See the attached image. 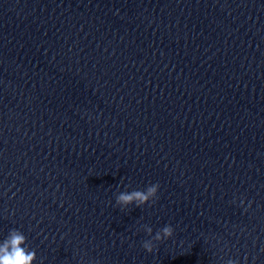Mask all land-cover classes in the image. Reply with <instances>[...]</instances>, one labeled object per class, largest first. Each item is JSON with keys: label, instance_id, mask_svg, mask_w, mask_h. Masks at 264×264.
I'll use <instances>...</instances> for the list:
<instances>
[{"label": "clouds", "instance_id": "clouds-1", "mask_svg": "<svg viewBox=\"0 0 264 264\" xmlns=\"http://www.w3.org/2000/svg\"><path fill=\"white\" fill-rule=\"evenodd\" d=\"M159 184H151L144 190H133L131 192L123 191L116 196V204L121 208H127L129 205L136 207L144 206L149 202L155 203L158 198ZM241 206L244 205V200L240 201ZM251 206L249 202L248 207ZM247 211V208H245ZM143 230L151 236V239L143 241L142 247L149 253L154 251V241L159 242L166 240L173 235V228L171 225H166L159 231L152 235L153 229L147 225L143 226ZM27 238L23 232L18 229H11L7 237L0 242V264H34L37 256L35 250L28 247ZM227 264H239L237 260L229 259Z\"/></svg>", "mask_w": 264, "mask_h": 264}]
</instances>
